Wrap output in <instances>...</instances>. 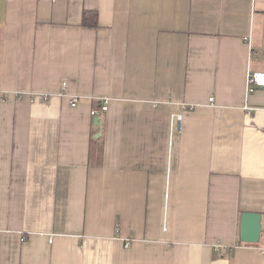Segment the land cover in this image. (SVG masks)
Listing matches in <instances>:
<instances>
[{
	"label": "crops",
	"instance_id": "crops-1",
	"mask_svg": "<svg viewBox=\"0 0 264 264\" xmlns=\"http://www.w3.org/2000/svg\"><path fill=\"white\" fill-rule=\"evenodd\" d=\"M249 70L264 0H0V264H264Z\"/></svg>",
	"mask_w": 264,
	"mask_h": 264
},
{
	"label": "built area",
	"instance_id": "built-area-1",
	"mask_svg": "<svg viewBox=\"0 0 264 264\" xmlns=\"http://www.w3.org/2000/svg\"><path fill=\"white\" fill-rule=\"evenodd\" d=\"M245 41L250 42L251 37L250 36H246L244 37ZM65 85V83H64ZM264 87V73L260 72V71H248V75H247V93L248 94H252L254 93L257 89ZM48 98V97H46ZM80 101V98L78 96H74L71 98V105L72 106H76L78 105ZM209 102L213 103L214 102V98L210 97L209 98ZM109 103H110V98L109 97H103L102 98V105H101V109H96L93 108L91 109V115L96 117L97 120H100V116L102 115V113L106 112L109 108ZM195 105H188L186 103H184L182 105V110L179 113H176L174 115H171V119H170V141H169V146L171 148L172 146V140H173V132L175 130L180 131L181 130V122L183 120L184 117V112L190 109H193ZM129 242L126 243V246H128ZM214 251L216 253L217 256L220 257H224L226 255H228L231 252V249L226 246L225 244H223L222 242H217L214 245ZM264 251V249H263Z\"/></svg>",
	"mask_w": 264,
	"mask_h": 264
},
{
	"label": "water",
	"instance_id": "water-1",
	"mask_svg": "<svg viewBox=\"0 0 264 264\" xmlns=\"http://www.w3.org/2000/svg\"><path fill=\"white\" fill-rule=\"evenodd\" d=\"M264 88V87H263ZM262 215L258 213H244L242 215L241 239L248 243H257L262 232Z\"/></svg>",
	"mask_w": 264,
	"mask_h": 264
},
{
	"label": "trees",
	"instance_id": "trees-1",
	"mask_svg": "<svg viewBox=\"0 0 264 264\" xmlns=\"http://www.w3.org/2000/svg\"><path fill=\"white\" fill-rule=\"evenodd\" d=\"M83 23L86 26H97L98 25V13L96 11H84Z\"/></svg>",
	"mask_w": 264,
	"mask_h": 264
}]
</instances>
